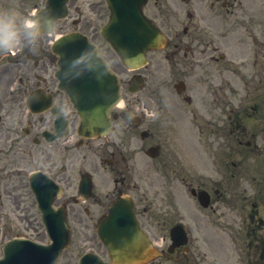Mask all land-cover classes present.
Listing matches in <instances>:
<instances>
[{"label":"clouds","instance_id":"obj_1","mask_svg":"<svg viewBox=\"0 0 264 264\" xmlns=\"http://www.w3.org/2000/svg\"><path fill=\"white\" fill-rule=\"evenodd\" d=\"M44 35L35 11L22 14L15 9L0 11V54L16 55L24 41L36 44Z\"/></svg>","mask_w":264,"mask_h":264},{"label":"flooded vegetation","instance_id":"obj_2","mask_svg":"<svg viewBox=\"0 0 264 264\" xmlns=\"http://www.w3.org/2000/svg\"><path fill=\"white\" fill-rule=\"evenodd\" d=\"M197 28L194 27L191 32L185 31V37H177L173 42V47L169 49L171 58L175 60V56H182L184 63L188 64L192 69L196 66H200V60L206 56L207 48L205 47L206 41L201 36L196 34ZM180 58H177L179 60ZM229 83V81H226ZM252 244V261L253 263H262L264 261V243H250ZM172 243H168L167 247L171 248ZM180 250V248H178ZM175 256H179V252L175 251L171 258L177 262L181 261V256L176 259ZM186 264V260H189L191 256H194V252L183 254ZM173 262V261H172Z\"/></svg>","mask_w":264,"mask_h":264},{"label":"rangeland","instance_id":"obj_3","mask_svg":"<svg viewBox=\"0 0 264 264\" xmlns=\"http://www.w3.org/2000/svg\"><path fill=\"white\" fill-rule=\"evenodd\" d=\"M29 1H31V0H0V11L9 10V9H15V10L19 11L20 13H22V8L26 7V11L28 12L30 10V8L28 7V4H29L28 2ZM35 1L40 2L41 0H35ZM70 28L71 27L68 26V27L62 28V30L66 31V30H69ZM136 97L144 99L146 97L145 91H142ZM1 245H2V243L0 241V250H1ZM58 264H67L66 261L64 260V255H63V257H61V259H60Z\"/></svg>","mask_w":264,"mask_h":264},{"label":"water","instance_id":"obj_4","mask_svg":"<svg viewBox=\"0 0 264 264\" xmlns=\"http://www.w3.org/2000/svg\"><path fill=\"white\" fill-rule=\"evenodd\" d=\"M14 253V250H13ZM21 263L24 264H30L31 263V257L27 256V254H23L22 257L20 258ZM0 264H3V262H0Z\"/></svg>","mask_w":264,"mask_h":264}]
</instances>
